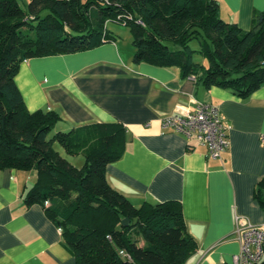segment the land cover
<instances>
[{"label": "trees", "instance_id": "16d2710c", "mask_svg": "<svg viewBox=\"0 0 264 264\" xmlns=\"http://www.w3.org/2000/svg\"><path fill=\"white\" fill-rule=\"evenodd\" d=\"M108 21L130 29L134 62L176 66L182 77L245 98L264 84V10H254L243 30L221 17L217 0H29L25 8L18 0H0V169L35 172L23 201L44 209L75 264H184L196 242L180 203L135 207L107 181V164L124 152L125 127L98 122L49 137L60 115L29 111L15 83L28 58L113 40ZM195 52L207 64L195 61ZM55 141L69 155L80 153L82 165L54 149ZM253 196L264 211V175Z\"/></svg>", "mask_w": 264, "mask_h": 264}, {"label": "crops", "instance_id": "0c3cea01", "mask_svg": "<svg viewBox=\"0 0 264 264\" xmlns=\"http://www.w3.org/2000/svg\"><path fill=\"white\" fill-rule=\"evenodd\" d=\"M217 1L221 17L243 30L254 10H264V0ZM112 33L113 40L90 49L22 61L15 83L26 108L56 111L54 132L120 122L125 147L106 166L110 186L135 207L180 203L196 242L184 264H233L235 215L264 224L253 196L264 175V84L245 98L206 88L176 66L134 62L132 44L119 45ZM199 101L216 105L228 127V147L219 159L208 157L196 140L160 126L162 116L192 110ZM35 177L34 171L0 169V264H75L44 209L23 201Z\"/></svg>", "mask_w": 264, "mask_h": 264}, {"label": "built area", "instance_id": "2783aa9c", "mask_svg": "<svg viewBox=\"0 0 264 264\" xmlns=\"http://www.w3.org/2000/svg\"><path fill=\"white\" fill-rule=\"evenodd\" d=\"M137 23L143 24L141 19ZM194 79L193 76H189ZM160 126L194 139L206 147V154L219 159L228 147L227 129L216 105L210 102H196L192 110H182L161 117ZM234 237L238 251L232 255L233 264H262L264 262V229L246 217L235 215ZM60 230V229H59ZM61 231V230H60Z\"/></svg>", "mask_w": 264, "mask_h": 264}, {"label": "rangeland", "instance_id": "374dc122", "mask_svg": "<svg viewBox=\"0 0 264 264\" xmlns=\"http://www.w3.org/2000/svg\"><path fill=\"white\" fill-rule=\"evenodd\" d=\"M28 1L29 0H18V3L20 4L22 8H25ZM106 26L109 30L117 34V40H118L119 45L125 46L127 43L131 44L132 34H131L130 29L126 25H123L116 21H108L106 22ZM190 46L193 49H197L198 48L197 40L193 39L190 42ZM193 58L195 61H200L204 64H207V60L198 52H195L193 54ZM53 133H54V128H52V130L50 131L49 137L52 136ZM53 148L59 151V153H61L64 157H66L69 161H71V163H74V165L76 166L82 165L84 158L80 153L73 155V157L72 155L69 156V154H67L64 151L63 147L56 141L53 143ZM263 229H264V225H263Z\"/></svg>", "mask_w": 264, "mask_h": 264}, {"label": "water", "instance_id": "95a60500", "mask_svg": "<svg viewBox=\"0 0 264 264\" xmlns=\"http://www.w3.org/2000/svg\"><path fill=\"white\" fill-rule=\"evenodd\" d=\"M128 221H129L128 218H124L121 223L123 226H125L128 223ZM262 264H264V262Z\"/></svg>", "mask_w": 264, "mask_h": 264}]
</instances>
